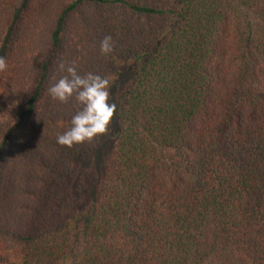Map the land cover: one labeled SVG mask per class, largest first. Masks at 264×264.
Here are the masks:
<instances>
[{
  "label": "trees",
  "instance_id": "trees-1",
  "mask_svg": "<svg viewBox=\"0 0 264 264\" xmlns=\"http://www.w3.org/2000/svg\"><path fill=\"white\" fill-rule=\"evenodd\" d=\"M0 57V264H264V0H0ZM61 62L131 72L71 149Z\"/></svg>",
  "mask_w": 264,
  "mask_h": 264
},
{
  "label": "clouds",
  "instance_id": "clouds-1",
  "mask_svg": "<svg viewBox=\"0 0 264 264\" xmlns=\"http://www.w3.org/2000/svg\"><path fill=\"white\" fill-rule=\"evenodd\" d=\"M114 43L111 35L105 36L101 41L100 51L119 64L118 58L112 55L115 51ZM7 69L6 59L0 57V72ZM59 69L65 75L50 84L48 95L61 104L74 100L76 112L71 119L70 128L57 136V143L71 149L106 136L116 113V104L109 103L110 80L91 72L81 75L75 62L68 65L61 62Z\"/></svg>",
  "mask_w": 264,
  "mask_h": 264
},
{
  "label": "rangeland",
  "instance_id": "rangeland-1",
  "mask_svg": "<svg viewBox=\"0 0 264 264\" xmlns=\"http://www.w3.org/2000/svg\"><path fill=\"white\" fill-rule=\"evenodd\" d=\"M128 73L130 72L129 68L123 67L118 72L116 75L113 77V88L110 89V100L109 103H114L115 96L117 95V92L114 89V86H123L126 82L127 77L129 76ZM121 90V89H120ZM120 90L118 92H120ZM14 114V110L11 109H6L5 112L1 114V121H0V134L3 133L4 128L7 126L8 122L12 119ZM43 152H45L47 155L50 152V148L47 146ZM22 154V153H21ZM36 158H31L28 163L30 165H33L32 161H34ZM22 163H20V160H18L15 163V169L20 170L22 168Z\"/></svg>",
  "mask_w": 264,
  "mask_h": 264
}]
</instances>
